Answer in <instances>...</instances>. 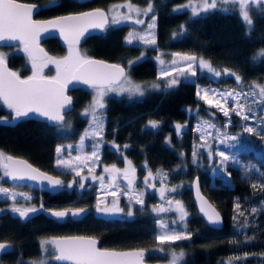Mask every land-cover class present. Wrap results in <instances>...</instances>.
<instances>
[{"label": "trees", "instance_id": "obj_1", "mask_svg": "<svg viewBox=\"0 0 264 264\" xmlns=\"http://www.w3.org/2000/svg\"><path fill=\"white\" fill-rule=\"evenodd\" d=\"M23 1L38 3L40 8L35 16L46 17L93 6L105 8L109 3L120 0H90L84 3L55 0L48 5L44 3L46 0ZM128 1L136 4L151 2L155 16L154 48L160 52L201 55L220 69L224 67L235 72L243 81L264 82V57L256 56L258 50L264 49V13L251 11L254 27L249 29L234 10L215 9L190 16L186 10L173 11L174 5L183 0ZM130 28L131 25L127 23H108L100 34L87 36L77 49L84 56L101 57L123 64L126 74L132 79L154 80L157 64L148 55L150 48L145 49L146 55L137 63L126 65L130 60H136L141 51L139 44H128L123 40ZM42 44L54 57L67 52L55 37L44 39ZM0 53L5 54L8 66L20 76L29 74V60L19 44L0 46ZM45 72L49 74L51 69ZM208 82L210 80L204 74H197L194 79H182L174 88L151 90L143 96H107L102 111L103 139L138 147L150 169L161 172L164 181L175 188V191H171L172 197L184 202L190 213L185 225L190 230L191 238L169 243L172 248H180L184 252L180 264H264V192L253 190L250 186L264 182V135L249 134L244 127L240 131L232 128L238 119L231 114L230 128L237 139L230 152L225 154L236 159L227 163L225 172L216 163L219 157L215 154L208 158L200 151L197 162H193L196 136L190 128L178 135L168 127L173 121H189L188 109L202 104L196 95V85ZM217 83L232 85L223 71ZM68 92L72 96L73 106L67 112V117L71 124L74 123L69 132L53 129L50 125L29 118H20L12 125L0 122V153L22 156L38 167L51 171L58 145L75 140L88 123L87 118L77 115L90 97L89 87L79 85ZM10 112L0 102V117L10 118ZM73 115L75 118L71 121ZM148 119L161 122L159 132L142 127ZM138 150L131 149L128 153L137 160ZM104 155L110 157L108 150L104 151ZM194 176L200 190L220 212L221 226L207 225L196 212L189 188ZM88 193L87 190L77 198L74 188L59 189L45 199L44 205L89 207L94 198ZM6 203V200L0 199L3 209L0 210V240L9 247L6 253L0 254V264H18L20 261L23 264H39L45 258V253L41 255L39 239L51 234L93 235L98 239V245L103 247H142L147 250L157 243L152 237L154 221L147 199L144 200V214L127 221H104L87 213L80 220L65 218L62 224L42 214L21 220L4 209ZM236 204L240 205L239 209ZM253 208L257 209L256 213L252 212ZM240 212L247 216L248 227H243L245 217L239 215ZM146 258L159 259L150 255Z\"/></svg>", "mask_w": 264, "mask_h": 264}, {"label": "snow or ice", "instance_id": "obj_2", "mask_svg": "<svg viewBox=\"0 0 264 264\" xmlns=\"http://www.w3.org/2000/svg\"><path fill=\"white\" fill-rule=\"evenodd\" d=\"M54 2V0H50ZM239 5V15L242 17L245 24L249 29L254 27V20L250 15V5L256 6V8L264 13V0H201L198 5H194L189 0V3L177 6L173 9L175 12H181L183 9L191 8L192 15L198 16L201 12H208L215 10L219 5ZM38 6L26 5L18 3L17 0H0V41H19L23 45V51L27 53L28 58L31 62L32 75L22 79L17 72L9 71L5 64V54L0 53V101L7 109L11 110L10 115L12 119H19L22 117H28L29 114H37L40 117L46 118L49 121L57 123L64 121L63 113L70 109L72 100L71 97L67 96L64 92L65 87L72 81H79L95 90V95L91 104L84 110L83 115H91L90 129L85 130V135L80 138L79 144L75 147L82 148L84 142L88 138H99L103 139L104 124L102 115L98 113L99 109L105 107L103 98L109 92H116L118 94L128 93L131 95L143 96L146 88L158 89L160 85L158 83L151 85H141L134 83L129 79L125 73L124 68L120 65L106 64L103 61H97L82 55L75 48V44L79 42L80 38L85 35L89 28H104L107 23L106 14L101 9H93L91 11L79 12L76 14H68L58 16L55 19L38 22L32 19L33 13L37 10ZM131 7V6H129ZM152 4L149 2L146 9L143 10L144 14L147 15L152 12ZM222 10L228 11L227 8ZM139 12V10H137ZM122 19H131V17H121ZM119 21L114 17L113 23ZM137 24L144 23L143 20L137 19ZM155 27V16L152 18V23L148 25L149 29ZM48 28H58L60 35L64 37L65 41L69 45V53L62 59H53L44 53L42 48H39L36 43L38 37L42 31H47ZM183 29V25H181ZM175 35V34H174ZM139 39L145 44L154 45L155 37L149 34L146 39L143 35L136 33H130L126 38L128 44H132L134 40ZM178 59H173L171 64L173 67L171 70L163 67L165 61L159 60L162 66L160 75L158 78L171 77L167 80L165 88L170 89L178 86L182 79H188L197 75V68L195 65H199V69L207 70V72L214 74L219 77L222 75L220 71H217L213 66L202 57L198 58L195 55L180 53L173 54ZM259 55L264 56V49L261 50ZM143 58V53L136 60H130L129 66L134 65L138 60ZM55 64L56 76L44 77L42 75L43 69L48 64ZM175 73V75H174ZM224 73L234 76L236 81L241 82V77L235 72L229 69H225ZM252 91L250 93L228 91V92H217L210 88H200L196 95L199 99L203 100L210 107L215 108L223 113L225 117H230L232 113L239 116L244 121L252 120L255 116L252 105L264 104V86L253 82ZM258 89V92H257ZM249 96H251V103H248ZM232 102V107L229 108L227 105ZM261 112H264V108H261ZM0 122H6L4 117H0ZM231 121L229 120L228 123ZM148 127L156 129L159 126V121L149 120ZM183 125L177 123L175 129L177 134H181L183 131ZM215 123L205 120L199 123L195 129L197 132H201V145L200 147H207L208 141L205 135H211L205 133L203 130L207 128H215ZM227 127V124H225ZM244 131L257 135H264V120H261L259 125L253 123L252 125L246 124ZM222 134L217 130L216 136L220 137ZM236 136H228L223 134L221 143H225L227 140H236ZM167 142V138H166ZM113 147L119 148L115 143ZM72 148V145L68 146ZM99 144H94L93 148L96 149L92 152L90 157H84L86 160H97ZM128 147L127 145L124 146ZM57 153H61L62 148L57 147ZM183 155V154H182ZM213 153L209 151V158ZM219 160L216 163L219 165L221 170L226 172V165L230 160L235 161V157H229L222 151L215 153ZM199 157V153L194 149L193 151V162L196 163ZM76 160H81L82 157L77 156ZM127 167L123 170L117 168L113 164L110 168L105 167L104 171L109 173V179L115 180V173H122L125 179H128L129 185L132 184L131 177L135 175L136 169L132 167L131 161L125 157ZM58 167H63L75 173V176H81V171L78 166H74L71 160H58ZM254 167V166H252ZM0 169H3L5 177L12 180L29 179L32 181H47L48 185L55 190L63 185V182L52 176H49L43 172H39L37 169L32 168L30 164H27L23 160L15 159L11 155L5 156L0 153ZM93 168L89 167L91 173ZM152 173L149 172L148 177L145 178V183H148L149 178L152 177ZM156 175H161V172H157ZM230 175V174H229ZM93 179H100L103 182L104 177H92ZM83 177L81 178L80 187L84 188ZM76 181H73L75 183ZM71 188L73 185L69 183L67 185ZM251 188L253 190H259L264 192V182L252 183ZM149 187H155L149 184ZM175 191V188L171 189ZM112 196H116V192L110 193ZM0 195H4L7 199L12 200L13 203L10 206V211L13 214H18V218L21 220H28L32 214L38 213L43 210V204L39 208L17 206L19 203L16 201V196L20 195L25 201H30L31 197L24 193H12L6 187L0 186ZM163 196V193L161 194ZM141 195H138L136 203L143 204ZM264 203V201H262ZM172 201H169V205ZM103 205V206H102ZM176 211L179 213V219L184 220L187 215L183 205L179 200L175 201ZM236 208L239 209L240 205L236 204ZM97 213H116L121 212L123 209L117 206L115 202L111 205L97 199L95 205ZM165 212L166 209L163 207H154L153 211ZM86 211L85 208H66L63 210H49L50 215L56 219H64L67 216L78 217ZM201 211H204L203 206ZM253 213L257 212L256 208L252 209ZM128 215H132L131 209L128 211ZM208 220L212 223H218L220 220L219 214L212 212H205ZM239 215L245 217V223L243 227H248V220L245 213L240 212ZM236 219V217H234ZM161 229H165L166 225L157 220L156 222ZM175 223V221H173ZM191 238V233L172 231L162 235H157L156 239L161 243L166 241L175 242L181 240H188ZM41 249L45 253V258L39 261V264H61L64 261H71L72 264H142L145 250L137 251H115L109 249H101L97 247V241L92 237L75 236L66 238H52L42 239L40 241ZM9 245L7 243H0V253H6ZM184 252L181 251L179 254L173 252L172 260L170 264H179L182 260ZM18 264H23L22 261ZM35 264V262H33Z\"/></svg>", "mask_w": 264, "mask_h": 264}, {"label": "rangeland", "instance_id": "obj_3", "mask_svg": "<svg viewBox=\"0 0 264 264\" xmlns=\"http://www.w3.org/2000/svg\"><path fill=\"white\" fill-rule=\"evenodd\" d=\"M200 2H201V0H191V3L194 5H198ZM187 3H189V0H183V1L175 4L173 9L176 8L177 6L184 5ZM148 4L149 3L136 4V3H133V2L128 1V0H120V1H115V2L109 3L105 7L106 12L108 14V18H109V22H108L109 24L127 23V24L131 25V28L123 37V40L125 42H126V38L129 36L130 33H136L139 35H143L146 39L148 38L149 34L154 36V28L153 29L148 28V25L150 23H152L153 10H152V12H149L147 15H145L143 12V10L147 8ZM129 6H131V7H129ZM218 7L227 8L228 10H234L239 15V5L238 4L237 5H232V4L219 5ZM249 7H250V15H251L252 10L259 11L256 8V6H254V5H250ZM137 10H139V12ZM183 10H186L190 16H193L191 8H186ZM203 13H205V12H201L200 14H203ZM125 16L131 17V19H122L121 18V17H125ZM114 17L119 21L118 23H113ZM137 19L143 20L144 23L137 24L135 22ZM241 19H242V17H241ZM133 43L139 44L141 46V51L137 57H140L141 53H143V57H144L146 55L145 49L150 48L151 52L148 53V55L157 64V71H156V75H155L156 78L154 80H135V79H132L128 74H126L129 79H131L134 83H137V84L151 85V84L158 83L160 85V87L158 89L146 88L144 95L147 94L151 90L159 91V90L167 89L164 86H165L167 80L171 78V77L158 78L160 75V71H161L162 66L160 65L157 57H159L160 60L165 61V65L163 67L171 70V68L173 67V65L171 64V61L174 58L178 59V57H174L173 54L180 53L181 55H184V54L195 55V54L175 52V51L160 52L158 49L154 48L155 45L145 44L142 41H140L139 39L134 40ZM76 50H78V49L76 48ZM260 52H261V50L257 51V54H256L257 57H261V55H259ZM68 53H69V50L67 52H65L64 55H61L60 57H55L53 59H62L63 57L67 56ZM195 56L198 58L202 57L203 59L207 60L213 66L214 69H216L217 71H220L222 73V70L219 68V66H215L214 64H212L207 58H205L201 55H195ZM262 57H264V56H262ZM29 64H30V73L29 74H32L31 62ZM128 64H129V62L126 63V65H128ZM195 67L197 68V74H204L210 80V82H208L205 85L197 84L196 85L197 90H198V86H199L200 88H210V89H213L217 92H228V91L234 90V91H238V92L250 93L252 91L251 86L253 85V82H255L256 84H259L261 86H264V82L255 81V80L243 81L241 79V82L238 83L234 76H231L228 74L226 76H229V79H230L232 85H230V86L220 85L217 83V81L222 77V75L217 77L214 74L207 72V70H201V69H199L198 64L195 65ZM49 68L51 69V73L47 74L45 71ZM42 75L56 76L55 64H52V63L48 64V66L43 69ZM174 75H175V73H174ZM188 79H194V77H190ZM89 88H90V97L85 102V104L78 110V115L80 117L87 118L88 123L84 127V129L80 133V135L75 140L60 143L58 145V147L62 148V151L59 154L56 152L55 159H54V166H56L58 169L61 168L63 170H66L72 174L73 180L69 182V183H72V185H73L71 188H77V189L81 188L79 181H81L82 177L84 178L83 183L85 185V188H88V190L91 189V187H93V184L95 182V184H96V186H95L96 200L94 201L95 205L97 204L98 198H99V200H101V201H103L109 205H111V203H113V202H115V203L118 202L117 201L118 195H122L126 199L131 196L134 199L135 194H136L134 191V187L140 186V188L142 189L143 194H144V200L147 199L149 202L148 209L152 214H154L153 215V221H154V225L156 227V236L165 234L166 232L170 233L172 231L185 232V230H184L185 222H184V220L181 221L179 219V213L176 211L175 201L172 197H170V194H169V192L172 191L171 189H173V187L172 186L169 187L166 184L162 175H156V173H157L156 171H152L149 168L142 170L141 177L138 178L141 181V183H139L137 185L136 179H135V177H133L131 186L128 184L126 187L110 185L109 181L106 179L103 180V182H101V180L98 181V179L92 178L93 176L100 177L103 175V173H102V171H100V169H98L99 174H95V170L97 169L98 159L97 160H86L83 158L84 157H90L92 152L94 150H96L93 148V145L95 144V142H97L98 138H88L85 140L82 148L75 147L76 145L79 144L80 138L85 135V130L90 129V121H91L92 117L90 114L87 116L83 115L84 110L91 104L93 97L95 95V90L91 87H89ZM257 92H258V89H257ZM109 95L130 96L128 93L118 94L116 92H109L103 98L104 105H105V98ZM131 96H140V95H131ZM251 99H252L251 96H249L248 103H251ZM227 106L229 108H231L232 102H230ZM252 108H253V112L255 113V116L253 117L252 120H249V121H244L239 116H236L234 113H232L238 119L236 121V125H234L232 128H235V129H237V131H240V129L243 128L246 124L252 125L253 123H255L256 125H259L261 120H264V112H261V108H264V104H262V105L253 104ZM103 109H99L98 113L102 115ZM188 118H189V121L174 122L173 128L176 131L175 125L177 123L183 125L184 126L183 129L190 128L191 131L196 136V141L194 142L193 148L197 152L201 151L208 158H209V151H211L213 153V155L217 151H222L224 153L230 152L232 145L234 144L235 140H227L225 143L220 142L223 134H227L228 136H236L235 132L232 131L230 128V126H231L230 123H228V121L230 120L229 117H225L221 111L210 107L208 104H206L202 100L201 105L196 104L195 106L190 107L188 109ZM102 119H103V116H102ZM205 120H209V121L215 123L216 127L215 128H207V129L203 130L205 133H210L211 135H205V138L208 141V146L207 147H200V145L202 143V141L200 139L202 133L195 131V129L199 123H201ZM225 124H227V127H225ZM240 125H242V127H240ZM61 130H62V128H61ZM217 130L222 134L220 137L216 136ZM69 145H72L73 147L69 148L68 147ZM97 151H98V155H99V150H97ZM77 156L82 157V159L76 160L75 158ZM61 159L71 160V162L73 163L74 166L79 167V169L81 171V176L77 177V176H75L74 172H72L68 169H65L63 167H58L57 161L61 160ZM89 167L93 168V171L91 173L89 172ZM126 167H127V164L124 161V164L121 167V170L125 169ZM149 172H151L153 175L151 178H149L148 183H145V178L148 177ZM4 179H5L4 175L0 171V186L8 188L10 190V192H12V193H24V194L29 195V193L26 191V189L24 187L10 186L9 184L2 182V180L4 181ZM73 181H76V182L73 183ZM69 183H64V184H66V186H67ZM149 184L154 185L155 187H149ZM67 188H69V187L67 186ZM113 191H115L117 194L115 197H113L110 194ZM162 193H163V196L161 195ZM0 199L6 200V202L9 205H12V203H13L12 200L7 199V197L4 195H0ZM170 200L172 201L171 205H169ZM16 201L19 202L17 204V206H24L27 204V201H25L23 199V197L20 195L16 196ZM117 206L120 207V204ZM157 206L165 208L166 211L165 212H159L158 210L153 211V208L157 207ZM184 210H185V208H184ZM116 213H119V212H116ZM116 213H113V214H116ZM110 214H112V213H110ZM185 218H186V216H185ZM157 220H160L161 222H163L166 225V228L161 229L158 226V224L156 223ZM173 221H175V223H173ZM42 239H50V238H49V236H44V237H41L40 241ZM40 241H39V246H40ZM166 242H169V241H166ZM40 249H41V246H40ZM146 251L150 255L158 256L159 260H160L159 264H170V261L172 260V253L173 252H175L177 254L180 253V251L172 248V246L170 247L169 244H167V245L165 243L161 244L159 241H158V243L148 247ZM43 254H44V251L41 249V255L43 256ZM180 261H179V264H180Z\"/></svg>", "mask_w": 264, "mask_h": 264}, {"label": "flooded vegetation", "instance_id": "obj_4", "mask_svg": "<svg viewBox=\"0 0 264 264\" xmlns=\"http://www.w3.org/2000/svg\"><path fill=\"white\" fill-rule=\"evenodd\" d=\"M44 3L48 5V4H51L53 2H50V0H46ZM217 9H221L222 10L223 8L218 7ZM155 91H157V90H155ZM67 112L65 113V119H64V121L62 123L57 124V125H50V126H52L53 129H59V128L61 129L62 128V131L69 132L70 131V128L72 127V125H74V123H72V124L70 123V121H69V119L67 117ZM77 116H79V115H77ZM74 118L75 117L73 115V118L71 119V121ZM29 119H33V118H29ZM33 120H36V119H33ZM149 120H157V119H148V120H145V122L142 125V127L148 128L151 131H158L159 132V126L156 129H152V128H150V127L147 126ZM38 121L47 124L43 120H38ZM157 121H159V120H157ZM174 122L175 121H173V122H171V123L168 124V127L172 128L173 130H174V128H173V123ZM160 123L161 122L159 121V125H160ZM183 130H185V129H183ZM97 143L99 144V147H98V150H99V155H98L99 156V159H98V162H97V169L95 170V174H99L98 169H100V171H102V173H103V175L100 176V177H104L105 176L103 180H105V179L108 180L110 185L126 187L129 184V182H128V179H126L125 182H122L121 181V177H124L122 175V173L112 174V175H115V177H116L115 180H112V179H109V175L110 174L109 173H106L104 171V168L105 167H111L113 164H115L117 166V168L121 169V167L124 164L125 157H127V159L129 161H131L132 167H134L136 169L135 175L132 176L131 179L133 177H135L137 185L139 183H141V181L138 178L141 177L142 170H144L146 168H149L150 169V166H149V163L146 160V158H144L143 156H141L140 151L138 150V147L134 148L133 146H129V147H126L125 148L124 146L126 144L120 143V144H115L119 148V151H117V148H115V147L112 146L113 143H114L112 141H108V140H105V139L99 140V138H98V140H97V142H95V144H97ZM130 147H132L131 149L134 150V151H135V149L138 150L137 151V154H138V157L139 158L137 160H135L128 153V150H131ZM105 150H108V154H109L110 157H107V156L104 155V151ZM3 154H6V153H3ZM31 164H33V163H31ZM33 165H35V164H33ZM35 166L38 167L37 165H35ZM38 168H40V167H38ZM40 169L41 170H44V171H47V172H50V173H53V174L59 175L60 180L63 182V185L61 187H59V188H56L52 193H50V192H48L46 190L36 188V187H34V186H32V185H30L28 183L8 182L6 180V177L4 176V178H5L4 181L6 182V184H9L10 186H14V187H24L26 189V191L29 193V196L31 197V200L30 201H27V204L24 205L23 207H32V206L38 207L41 204H43V208H46V209H58V208H64V207H75L73 205L72 206H54V205L53 206L52 205L51 206H46V205H44L45 199L47 197L55 194V192H57L59 189H68V190L71 189V188H67L66 184H64V183H69L73 179H72V174L70 172H68L66 170H63L61 168L58 169L56 166H54V161H53V164H52L51 171H48V170H45V169H42V168H40ZM0 171L3 174V169H0ZM98 181H100V179H98ZM166 184L169 187L172 186V185H169L168 183H166ZM95 186H96V184L94 182L93 187H91V189H89V190H88V188H85V187L84 188H79V189L74 188V190H75V196L77 198L80 197V195H82V193H84L85 191L88 190V192H89L88 195L89 194L92 195L94 199H93L92 203H90V206L89 207L83 206V207H86L88 210H87V212L82 217H80V218H71L70 216H67L66 218L80 220L81 218H84V216L88 213V214H91L92 217L99 218V219H102L104 221H108V220L127 221V220H130V219L135 218L136 216H139L140 217V216H142L144 214V194H143V191L140 188V186L139 187L138 186L137 187H134V191L136 193L135 194V198L138 195H141L142 194L141 198L143 199V204L136 203V199L135 198L133 199L131 196L126 199L124 196L118 195L117 196V201L118 202L116 204L117 205L120 204V207H121V209H123V211H121L119 213H116V214H113V213L112 214H110V213L109 214L97 213L96 210H95V203H94V201L96 200V197H95V193H96ZM169 194H170V197H172L171 191L169 192ZM113 197H115V196H113ZM172 198L174 199V201L179 200L181 202V204L183 205V207L185 208V211L187 213L186 218L184 219V222H185V220L189 217L190 213L188 212V210H187L184 202L182 201V199H180V198H174V197H172ZM10 206L11 205H9L8 203H6L5 206H4V209H7V210L10 211ZM129 209H131V211H132V215L131 216L128 215ZM0 210H3L2 209V206H0ZM10 213H11V211H10ZM40 214L44 215L46 218H49L51 221H53V222H55L57 224H62L63 223V220L65 219V218L64 219H56V218H53L52 216L45 214L43 211H39L38 213H34L33 215H31V217L29 219H32V218H34V216H37V215H40ZM152 215H154V214H152ZM184 230H185L186 233H190V230L187 228L186 225L184 226ZM52 235H57V234L48 235L49 238H51ZM152 237H153L154 242H157L158 243V241L155 238L156 237V227H155V225H153V235H152ZM39 241H40V239H39ZM165 243H167V244L170 243L171 244L173 242H165ZM176 250H178L180 252L182 251V249H180V248H177ZM149 255L150 254H148L147 251H146V249H145V259L146 260H157V258L147 259L146 256L148 257ZM150 256L154 257L155 255H150ZM157 261H158V263H160L159 262L160 261L159 259Z\"/></svg>", "mask_w": 264, "mask_h": 264}, {"label": "water", "instance_id": "obj_5", "mask_svg": "<svg viewBox=\"0 0 264 264\" xmlns=\"http://www.w3.org/2000/svg\"><path fill=\"white\" fill-rule=\"evenodd\" d=\"M78 2H81V3H84V2H87V1H90V0H76ZM18 3H22V4H26V5H34V6H38L37 7V10L33 13L32 15V19L34 21H38V22H44V21H48V20H52V19H55L56 17L58 16H63V15H68V14H76V13H79V12H84V11H91L93 9H101L105 12L106 14V18H107V23L104 25V27L108 24L109 22V18H108V14L106 12V9L102 6H93V7H88V8H84V9H80V10H75V11H68V12H63V13H57V14H54V15H50V16H46V17H38V16H35L36 12L39 10L40 8V5L36 2H30V1H23V0H17ZM104 28H89L87 30V32L85 33L84 36H82L79 40L78 43L75 44V48H77L82 42L83 40L89 36V35H92V34H100L102 31H103ZM49 37H55L59 40V42L61 43L62 46H65L66 47V50L68 51L69 50V45L68 43L65 41L64 37L60 35V31L58 28H48L47 31H42L40 36L38 37L36 43L38 44L39 48H42L44 50V53L47 54V56L49 57H52V58H55L54 56L50 55L48 53V51L45 49V47L43 46L42 44V41L46 38H49ZM14 44H19L21 50L23 51V45L19 42V41H11V40H6V41H0V46H9V45H14ZM24 52V51H23ZM25 53V52H24ZM27 58H28V55L27 53H25ZM87 58H90V59H93V60H97V61H103L105 62L106 64H111V65H120L122 68H124L125 70V73H126V68L123 64L119 63V62H116V61H111V60H107V59H104V58H101V57H96V56H86ZM29 60V58H28ZM29 63H30V60H29ZM5 64H6V67L9 71H14L13 69H11L8 64L6 63L5 61ZM226 68L222 67L221 70L223 71V74L224 75H227L226 73H224V70ZM15 72V71H14ZM32 74H27L25 76H20L22 79H25L29 76H31ZM44 77H54L52 75H43ZM84 86V87H89L88 85H85L83 84L82 82H79V81H72L70 82L64 89V92L67 96L71 97V100H72V104H71V107L70 109L72 108L73 106V99H72V96L71 94L68 92L69 89H72L73 87L75 86ZM1 104L3 105V102L0 101ZM4 106V105H3ZM6 108V106H4ZM70 109H68L67 111H69ZM9 110V109H8ZM11 111V110H10ZM65 111L63 113L64 115V119H65V113L67 112ZM5 118V121L4 123L6 124H14L18 119H12L11 117L10 118ZM22 118H33V119H36V120H43L45 121L48 125H57V124H60V123H57V122H54V121H49L47 120L46 118H43V117H40L38 116L37 114H29L28 117H22ZM20 119V118H19ZM5 156H8V155H11L13 158L15 159H19V160H23L25 161L27 164H30L32 166V168H35L37 169L39 172H43L49 176H52L54 178H58L60 179L59 175L57 174H53V173H50V172H47V171H44V170H41L40 168L36 167L35 165L31 164L27 159H25L24 157L22 156H18V155H12V154H9V153H6L4 154ZM110 168V167H109ZM105 169V168H104ZM6 180L8 182H14V183H28L36 188H39V189H43V190H46L50 193H52L54 190L48 185L47 181H42V182H38V181H32V180H29V179H19V180H12V179H9L6 177ZM121 181L122 182H125L126 179L124 177H121ZM189 188H190V196H191V200H192V203L195 207V210L196 212L198 213V215L204 220V222L211 226V227H219L221 226V223H222V217H221V214L220 212L218 211V209L213 205V203L207 198V196L200 190L199 188V184H198V180H197V177L194 176L191 181H190V184H189ZM203 206L204 208V211H201V207ZM40 205L37 207L39 208ZM66 208H85L86 211L78 216V217H72L70 216L71 218H80L82 217L86 212H87V208L86 207H83V206H75V207H64V208H58V209H46V208H43V211L45 214L47 215H50V212L49 210H63V209H66ZM212 211H215V213H218L219 214V217H220V220L218 223H212L208 220V217L205 215V212H212ZM12 215H17L18 214H13L11 212ZM33 215V214H32ZM51 216V215H50ZM75 236H85V237H92V238H95L96 241H97V247L101 248V249H109V250H115V251H128V252H131V251H137V250H145L144 248L142 247H125V248H115V247H103V246H99L98 245V239L93 236V235H88V234H79V233H74V234H57V235H52L50 239L52 238H66V237H75ZM0 243H6L5 241L3 240H0ZM2 254V253H0ZM61 263H64V264H72L71 261H64V262H61ZM142 264H159L157 260H146L145 259V255H144V258H143V261H142Z\"/></svg>", "mask_w": 264, "mask_h": 264}]
</instances>
